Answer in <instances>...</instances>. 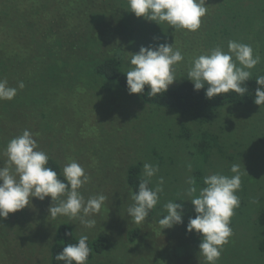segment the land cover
Wrapping results in <instances>:
<instances>
[{
    "label": "rangeland",
    "instance_id": "obj_1",
    "mask_svg": "<svg viewBox=\"0 0 264 264\" xmlns=\"http://www.w3.org/2000/svg\"><path fill=\"white\" fill-rule=\"evenodd\" d=\"M85 2L98 34L90 33L89 20L71 31L78 23L68 14L64 27L56 23L61 13L45 19L49 35L81 38L68 43L69 55L81 54V61L119 55L126 73L156 89L184 80L220 84L264 70V0ZM8 5L0 0V11L6 14ZM0 57V89L10 71L36 79L45 67L10 66L2 49ZM49 69L61 74L55 82L65 83L64 96L54 98L63 110L50 108L52 121L62 124L55 131L42 132L19 108L10 114L0 99V264H49L61 224L77 237L107 240L86 264H264L257 249L264 230L257 222L264 210L263 107L229 105L198 125L114 84L80 77L79 86H68V68ZM6 89L5 81L4 100ZM182 128L190 131L188 139L179 136ZM205 134L211 147L201 162L196 146ZM44 154L72 182L58 201L51 197ZM135 164L153 186L149 219L126 183ZM196 170L202 172L197 186Z\"/></svg>",
    "mask_w": 264,
    "mask_h": 264
},
{
    "label": "trees",
    "instance_id": "obj_2",
    "mask_svg": "<svg viewBox=\"0 0 264 264\" xmlns=\"http://www.w3.org/2000/svg\"><path fill=\"white\" fill-rule=\"evenodd\" d=\"M195 1L197 0H192L193 5ZM7 7L6 14L5 9L0 11V30L4 29L0 49L6 51L10 66L22 64V66L44 65L45 67L38 72L36 79L32 77V74L24 77L19 70L8 71L12 75L1 79L0 99L3 101L4 110L8 109L10 114L16 113L17 108H19L17 112L26 111L27 120H32L36 124L38 122L43 129L42 132H46L47 135L62 126L59 122L52 121L49 114L52 103V107H56V112L63 110L54 106V98L64 96L65 92L62 87L65 83L55 82L52 79L61 75L56 70H50L52 66L68 68V86H79L80 77L114 84L122 91L134 93L141 102L152 108L177 111L181 116L198 125L209 124L214 114L229 105H256L264 108V70L258 74L220 84L184 80L173 87L156 89L126 73L119 55L89 62L81 61L79 59L82 57L81 54L69 55L68 51L71 49L68 50V43L73 44L75 40H81V38L73 39L71 35L75 34L76 29L84 26L85 20H89L86 21L87 25L92 22L91 29L95 31L90 33L98 34V27L93 25L95 17L88 16V11L91 9L89 2L86 3L85 0H9ZM79 12L83 19H78ZM60 13L61 17L56 19V23L60 26H63L61 22L65 14H68L66 17L68 20L73 17L78 26H73L71 31L75 32H69L68 36H62V34L51 36L45 19L48 15L56 17ZM5 16L6 21H4ZM62 43L66 46V50L63 52L61 49L58 52ZM51 51L58 52V54L55 55ZM4 63L5 60L2 59L0 68ZM1 71L4 75V71ZM5 81L7 82L8 100H4L6 96L3 94ZM78 89L85 91L84 94L92 98L87 89L83 87ZM179 136L188 139L190 131L182 128ZM201 136L196 152L201 162H204L209 155L211 136L209 134ZM259 143L264 148V133L259 137ZM43 167L46 180L50 185L52 200L58 201L63 193L72 188V182L63 174L60 164L45 154L43 155ZM201 173L199 170L193 173L194 177H197L195 178L196 186L200 183ZM126 183L130 188L134 203L144 218H151L154 214V190L151 182L142 175L140 164L132 165L127 169ZM257 222L260 227H264V210L259 213ZM106 246L107 240L104 237L93 239L77 237L69 225L61 224L57 227L51 244L49 264H86L94 253L103 252ZM257 249L264 252V230L258 235Z\"/></svg>",
    "mask_w": 264,
    "mask_h": 264
}]
</instances>
